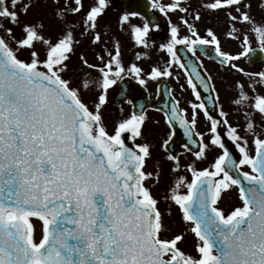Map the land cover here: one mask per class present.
I'll return each mask as SVG.
<instances>
[{
    "label": "snow or ice",
    "instance_id": "snow-or-ice-1",
    "mask_svg": "<svg viewBox=\"0 0 264 264\" xmlns=\"http://www.w3.org/2000/svg\"><path fill=\"white\" fill-rule=\"evenodd\" d=\"M111 4L51 0L53 36L44 18L28 19L37 0H0V264H264V70L237 63L264 54V0H198L195 7L191 0H148L152 16L123 11L118 28L143 49L128 65L119 40L111 48L105 40L101 21ZM204 12L224 15L225 36L239 51L225 50L211 27L201 34L196 24ZM160 17L168 38L157 46ZM84 41L95 50L92 61L77 54ZM178 45L197 60L210 47L221 68L244 77L233 82L230 98L243 124L228 119L213 76L202 74L203 61L186 66ZM152 49L166 58L146 71L138 62L150 59ZM173 66L183 70L194 100L189 111L168 89L170 103L154 109L168 126L160 146L177 173L162 210L150 183H159L160 172L146 167L153 155L147 110L127 99L131 111L111 128L105 110L118 81H158L159 95L164 80L180 79ZM209 105L219 107V117ZM201 113L207 136L197 130ZM176 125L193 157L183 165L190 178L179 174L181 158L169 150ZM210 153L208 166L199 167ZM233 191L236 202L223 207ZM173 206L182 225L175 231L165 219ZM189 234L191 251L182 247Z\"/></svg>",
    "mask_w": 264,
    "mask_h": 264
},
{
    "label": "flooded vegetation",
    "instance_id": "flooded-vegetation-1",
    "mask_svg": "<svg viewBox=\"0 0 264 264\" xmlns=\"http://www.w3.org/2000/svg\"><path fill=\"white\" fill-rule=\"evenodd\" d=\"M160 18H163V17H160ZM173 22L176 23L174 20ZM159 23L161 24V29L162 28L167 29V26L164 27L162 22L159 21ZM156 51H157L156 49H152L150 51L149 54L151 58L148 59V61L143 65L146 71L149 69L151 65H153L150 63L153 62L154 60L156 62L158 60V62L161 65H163L164 58H166V56L160 52L155 53ZM188 54L190 57L195 59L191 61L192 63H196L197 65H199L200 61L202 60L203 70L206 69L207 71L205 72L207 73V75L211 74L213 76V82L216 84L217 89L219 90L220 104H222L223 109L225 111L229 112L228 119L233 124H236L237 122H239L240 124H243L244 121H243L242 114L237 112L236 106H234L231 103L230 98L233 96V91L231 87L233 82L236 80H243L244 77H242V75L238 73H235L234 70L229 71V70L221 68L217 61L208 60L199 51L196 54V56L199 57V60H197L196 57L191 54V52L188 51ZM237 63H239V65L241 67H244L245 70L247 71L255 72V71L264 70L263 68L264 66L260 68L249 67V65L247 64V58H242ZM173 72H174V76L179 75L180 77L179 81H177L174 78H168L164 80L163 84H161L160 86L159 95L157 94L158 81L149 80L147 86L141 85L143 89L145 90V95L147 99L149 100V105L145 107V109L147 110L148 116H149V119L146 123V127L144 129L145 138L147 139V141H149L153 145L152 159L148 161L146 167H147V170H153V169L156 170L159 165V162L164 163L165 169L169 172V176H165L163 179L165 185H167L165 186L167 190H169L170 186L173 184L171 179L175 180L174 178L170 176L171 174H173L170 171L171 162L166 159V154L164 153L163 149L160 146L162 143V140L166 138V133L168 132V126L164 122L162 112H157L154 109L156 108L162 109L166 103H170L171 97L167 95L168 89H171L173 91V95L175 96L176 99L180 100L182 107H189L188 102L191 100H194V97L191 94V89L187 85L186 77H185L183 70L177 68L176 66H173ZM127 78L136 81L130 76H128ZM136 82L138 83V81ZM181 84L184 85L183 89H181L180 87ZM119 92H120V88L118 84V86L116 87L115 94ZM122 97L123 98L118 99V105L115 107L116 112H117V115H116L117 119L120 118L121 115H127L128 112L131 111V106L128 105L126 102L127 99H133L134 104H136L137 106H140L141 104H143V101H144V98L140 94L127 95L125 97L124 96ZM154 106H157V107L155 108ZM121 107L124 108V112L122 114L120 113ZM189 111H190V107H189ZM214 115L219 117V107L218 106H217V111ZM155 121H159V124L155 123ZM205 124H206V120L203 114L201 113L199 117V123L197 126V130L205 132L207 136V129L205 127ZM176 130H177L176 135L173 137V141L170 142L169 150L173 152L174 154L179 155L181 158L182 168L179 174H188L186 168L183 167V165L187 164L188 162H191L193 160V157L191 156L190 153H187L182 147V145L187 142V137L184 135L183 129H181L179 125H176ZM192 147H193V150L195 151L196 146L193 145ZM213 155L214 153H210L208 156V159L203 161L202 163H199L198 166L199 167L208 166V163L212 160ZM174 174L175 176L177 175V173H174ZM188 175L190 178V174ZM150 183L152 184V191L154 195H156L157 198L161 200L160 206L162 207V205L165 203L163 199L164 196H162L161 193L158 191L159 188L157 186V183H154V182H150ZM233 193L236 194L235 191H233ZM233 201L234 202L232 204L236 202V199H233Z\"/></svg>",
    "mask_w": 264,
    "mask_h": 264
},
{
    "label": "rangeland",
    "instance_id": "rangeland-1",
    "mask_svg": "<svg viewBox=\"0 0 264 264\" xmlns=\"http://www.w3.org/2000/svg\"><path fill=\"white\" fill-rule=\"evenodd\" d=\"M197 2L198 0L192 2L194 7L196 6ZM121 12L122 11H121L120 6L115 7L111 5V7L108 10L107 15L104 17V20L101 21V24L103 26L105 25V22H107V27L105 28L107 35L105 36V40L107 41L109 48L112 47L114 40H119L120 45H121L122 58L126 65L131 62H136L135 61L136 53L140 52L141 49L137 48L134 45V41L131 39L129 31L127 29H125L124 31H120V29L118 28L117 18L121 14ZM178 15L179 14L172 16V20H174L176 23L179 22ZM40 18H44V21L46 24L45 31L55 36V33L56 31H58V29L56 27V22L54 21L53 16H52L51 0H48L47 4L44 3V0H37V6L31 10V13L28 16V19L30 20H38ZM70 19L73 20V22H76L78 24V20L76 18L70 17ZM138 22L139 21L137 20H133V23H138ZM196 26L201 32V34H205V30L207 27L213 28L214 31L219 36V38L221 39L222 46L225 50L230 51L232 53L239 51L238 42L235 40L229 39L225 36V32L228 28V25L222 13L216 14V13L204 12L202 14V19L199 22H197ZM77 51H79L77 54H79L81 51H84L87 54L89 60L90 61L93 60V53L95 50L87 43V41H84L83 44L78 46ZM21 55L26 57L28 53L22 52ZM77 58H78V55L74 56L73 59L78 60ZM77 62L79 63V61ZM71 65L76 66L74 63H71ZM114 92H116V90L114 91V86H113V88L110 90V93H109L110 102L108 105H110V107H108V109L105 110L106 114L110 112V115L106 117L110 128H111L112 122L117 120V117H115V114H116L115 106L111 102ZM156 170L160 172V180H159V183H157V186L159 189L158 188L157 189L161 193V195L164 196L167 194L168 190L165 187L167 185H165L163 179L165 176H169V172L165 169L164 163H161V162H159V165ZM170 176L174 179L176 177L174 173L171 174ZM171 181L172 183H174L173 179H171ZM235 196H236L235 193L233 192L229 193V195L226 196L224 200L222 201V206L225 208L230 207L231 204L234 202L233 199H236ZM166 202L167 201H165V203ZM165 203L163 205L166 207L167 205H165ZM176 210L177 209L175 208V206H173V215L175 214V216L173 215L171 217L166 216L165 218L166 223L169 225V227L173 229V231L178 230L180 227H182V225L180 224V220H179V214L178 212H176ZM35 227L37 229V235H39V229L41 227V224L39 222H36ZM193 243H194L193 238L189 234L184 244L182 245V247H184V249L187 251H191Z\"/></svg>",
    "mask_w": 264,
    "mask_h": 264
},
{
    "label": "water",
    "instance_id": "water-1",
    "mask_svg": "<svg viewBox=\"0 0 264 264\" xmlns=\"http://www.w3.org/2000/svg\"><path fill=\"white\" fill-rule=\"evenodd\" d=\"M117 0H115L116 2ZM124 4V11H140L150 16V9L146 8L145 5L148 3V0H119ZM164 35H155L153 36L154 41L161 42L165 38ZM210 56V54H208ZM264 62V54L259 52L252 54L251 58H249V63L251 65H258ZM130 83L125 82V85H129ZM201 91H203L201 89Z\"/></svg>",
    "mask_w": 264,
    "mask_h": 264
}]
</instances>
